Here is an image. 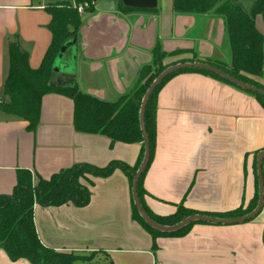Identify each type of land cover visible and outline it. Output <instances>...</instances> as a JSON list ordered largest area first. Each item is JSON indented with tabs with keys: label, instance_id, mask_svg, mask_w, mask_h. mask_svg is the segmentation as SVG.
<instances>
[{
	"label": "crops",
	"instance_id": "0c3cea01",
	"mask_svg": "<svg viewBox=\"0 0 264 264\" xmlns=\"http://www.w3.org/2000/svg\"><path fill=\"white\" fill-rule=\"evenodd\" d=\"M74 0H0V98L9 72V43L17 40L30 68L40 66L51 42L45 10ZM256 26L264 35L260 16ZM159 45L164 63L190 59L228 62L224 21L209 14H179L172 0L157 7L122 11L114 0H97L81 16L75 44L57 63V78H73L78 89L114 101L137 84ZM264 51V43H263ZM61 64V65H59ZM264 85V75L260 77ZM139 143L114 142L73 125V101L53 91L42 97L33 126L0 112V194H10L19 170L35 183L75 164L134 166ZM264 151V108L240 89L197 72L175 75L157 92L155 142L143 175L144 200L155 215L177 204L223 213L245 206L255 192L254 162ZM263 195H264V161ZM89 203L34 204L40 241L63 252L94 253V264H264V200L256 217L238 224L195 223L183 236H154L132 217L128 175L115 168L90 176ZM0 264L11 261L0 247Z\"/></svg>",
	"mask_w": 264,
	"mask_h": 264
},
{
	"label": "trees",
	"instance_id": "16d2710c",
	"mask_svg": "<svg viewBox=\"0 0 264 264\" xmlns=\"http://www.w3.org/2000/svg\"><path fill=\"white\" fill-rule=\"evenodd\" d=\"M83 1L74 0L77 6ZM122 11L132 10L124 6L121 0H114ZM75 5L62 2L45 7L51 19L48 29L51 42L36 69L30 68L28 55L17 40L9 43V72L4 84V97L0 110L8 115L23 119L33 126L39 116L42 97L49 92H59L73 101V125L76 131L89 134H102L114 142L139 143L140 151L134 166L123 162L111 161L105 167L88 163L75 164L52 174L48 179L38 178L34 183L28 170H19L17 184L10 194H0V247L11 261L26 259L31 264H90L93 258L73 252L58 251L45 246L39 239L34 220V204L59 206L72 202L78 207L89 203L90 191L80 179L91 176H108L115 168L122 169L129 177L132 187L133 176L143 156L144 144L140 130L139 111L142 98L152 81L168 66L177 63H204L251 86L264 90V85L256 78L264 75V35L257 29L256 18L260 16L264 24V0H172L175 13L209 14L219 16L224 21L226 42L229 53L228 62L212 59H200L193 54L190 59H180L163 64L167 54L159 45L152 50L151 64L142 66L137 84L128 93L120 95L114 101H104L81 92L73 78L57 83L56 60L61 48L74 39L81 24V17ZM153 8L151 10H154ZM184 72H197L213 77L221 82L240 89L254 96L264 108V95L245 90L220 75L205 69L185 68L166 76L150 95L144 110L145 130L149 140L150 158L137 184V195L147 215L156 223L174 225L187 216L200 214L218 218H235L250 213L258 202V177L255 171V192L245 206L223 213L200 212L177 204L173 213L168 215L153 214L144 200L142 186L143 175L152 159L155 142V106L159 89L172 77ZM264 161V160H263ZM91 184V181L89 180ZM132 217L154 236H183L189 232L195 221L186 227L171 233H162L150 227L139 215L132 198ZM264 240V230H263Z\"/></svg>",
	"mask_w": 264,
	"mask_h": 264
},
{
	"label": "water",
	"instance_id": "95a60500",
	"mask_svg": "<svg viewBox=\"0 0 264 264\" xmlns=\"http://www.w3.org/2000/svg\"><path fill=\"white\" fill-rule=\"evenodd\" d=\"M92 2H95L97 0H91ZM122 4L124 6L130 7V8H138V9H153L157 7V2L158 0H121ZM75 44V38L68 41L62 48L61 51L57 57L56 60V64L58 63V61L61 59V57H63L64 53L66 52V50L71 46ZM185 68H196V69H205L208 70L212 73L218 74L220 75L222 78L230 81L231 83H234L235 85H237L238 87H241L245 90L248 91H252V92H257L260 93L262 95H264V90L259 89L257 87L251 86L249 84H246L242 81H239L238 79L230 76L227 73H224L222 71H220L218 68L213 67L211 65L208 64H204V63H198V62H194V63H177L171 66H168L164 71H162L150 84V86L148 87V89L146 90L142 101H141V105H140V111H139V123H140V130H141V135L143 138V144H144V156L143 159L137 169V171L135 172L134 176H133V181H132V198H133V202L134 205L139 213V215L141 216V218L153 229L162 232V233H171V232H175L177 230H180L184 227H186L187 225H189L192 222L195 221H201V222H206V223H212V224H238V223H243L246 221H249L251 219H253L254 217H256L258 215V213L261 211L262 207H263V200H264V195H263V173H262V164H263V160H264V151H260L259 153H257L256 155V171H257V177H258V202L256 207L248 214L240 216V217H235V218H218V217H211V216H205V215H200V214H193L190 216H187L186 218H184L183 220H181L180 222L174 224V225H169V226H165V225H161L156 223L155 221H153L145 212V210L143 209L140 200L138 198L137 195V184L138 181L141 177V174L143 173L144 169L146 168L148 162H149V158H150V148H149V140H148V136L145 130V123H144V110H145V106L146 103L150 97V95L152 94V92L154 91V89L162 82V80L168 76L169 74L180 70V69H185ZM56 72L58 71V68L55 67L54 69ZM61 80H59L57 78V83H59Z\"/></svg>",
	"mask_w": 264,
	"mask_h": 264
},
{
	"label": "rangeland",
	"instance_id": "374dc122",
	"mask_svg": "<svg viewBox=\"0 0 264 264\" xmlns=\"http://www.w3.org/2000/svg\"><path fill=\"white\" fill-rule=\"evenodd\" d=\"M81 4H83L84 5V12L83 13H79V15H80V17L82 16V15H84V13H86L87 11H89V10H91L92 8H93V2H88V1H83ZM169 63H171V62H169ZM168 62H166V63H164L163 62V64H169ZM59 65H61V64H59ZM259 82H261L260 81V78H256ZM262 83V82H261ZM263 84V83H262ZM46 95V94H45ZM42 100V99H41ZM7 101V98H0V108H2L3 106V103H5ZM0 112L2 113V111L0 110ZM4 113V112H3ZM91 175H89V177H90ZM80 182H81V184H83V185H88V183H89V178H88V175L86 176V178H81L80 179ZM75 253V252H74ZM75 254H78V255H83V256H88V255H90L91 253H87V254H83V253H75ZM93 254V258H94V253H92ZM93 258H92V260L90 261V264H94V260H93Z\"/></svg>",
	"mask_w": 264,
	"mask_h": 264
},
{
	"label": "built area",
	"instance_id": "2783aa9c",
	"mask_svg": "<svg viewBox=\"0 0 264 264\" xmlns=\"http://www.w3.org/2000/svg\"><path fill=\"white\" fill-rule=\"evenodd\" d=\"M75 8L77 10L78 13H83L84 12V5L83 4H79V5H75Z\"/></svg>",
	"mask_w": 264,
	"mask_h": 264
}]
</instances>
